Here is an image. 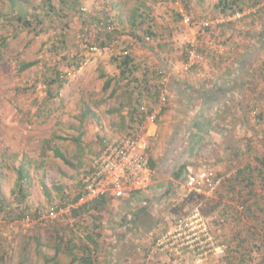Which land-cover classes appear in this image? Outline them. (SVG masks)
Here are the masks:
<instances>
[{
    "label": "rangeland",
    "instance_id": "rangeland-1",
    "mask_svg": "<svg viewBox=\"0 0 264 264\" xmlns=\"http://www.w3.org/2000/svg\"><path fill=\"white\" fill-rule=\"evenodd\" d=\"M185 1L51 0L56 11L50 12L46 0H21L32 26H14L8 17H0V256H4L0 264H19L23 253L24 264H85L81 250L73 246L79 244L83 227V239L88 231L90 234L88 226L96 217L102 221L97 232H92L100 247L96 264H105L104 252L115 249L116 253L121 245L139 255L145 254L142 264H167L161 258L165 254L157 246L158 238L167 232L162 228L139 240L126 237L119 245L116 237L120 240L125 230L118 226L117 233H113V219L119 218L113 208H104L96 216L84 213L77 220L67 217L70 212L51 218L48 211L74 200L80 191L81 172L101 148L103 138H116L130 131V111L138 104V98L139 103L151 102V107L164 106L160 97L167 82L163 79L168 76L162 61L168 62L170 55H184L191 64L202 61V56L205 60L202 49L206 42L222 51L214 55L216 65L237 62L235 56L227 61L225 56L230 48L219 47V43H229L232 49L231 42L238 39L242 41L237 46L240 52L258 49V33L264 32V0H255L258 3L252 5L253 0L233 15L220 14L219 18L215 14L206 19L198 18L197 10L206 8L207 3L212 9L220 0H190L189 9ZM8 5V0H0L3 15H8ZM134 16L138 18L137 24H132ZM221 17L223 20H217ZM210 25L211 29H207ZM147 29L153 34H148ZM191 43L196 45L200 58L189 57L187 47ZM126 54L132 56L137 70L124 78L119 65ZM261 57L252 62L251 76L245 82V118L251 130L248 135L246 131L241 134V144L249 149L232 168L236 176L227 179L219 193L208 198L188 200L186 189L183 200L171 208L175 226L177 218L198 206L212 235L226 248L201 263L189 255L175 264H264V176H256L248 183L244 178L240 180L239 175L245 163L255 168L253 172L257 174L259 160L264 159V120L259 118L260 113L264 114ZM26 62L34 64L23 70ZM54 77L59 81L49 85ZM134 77L137 82L132 80ZM150 77L157 81L148 83ZM150 150L151 143L149 154ZM58 151L70 162L58 156ZM21 163L30 175L26 204L33 220L29 223L26 217H9L23 207L16 198L18 191L14 193ZM249 192L251 199L247 198ZM77 222L80 228L73 224ZM150 224L154 228L152 220ZM110 233L117 236L111 239ZM35 235L41 244L34 239ZM57 245L61 246L58 253Z\"/></svg>",
    "mask_w": 264,
    "mask_h": 264
},
{
    "label": "crops",
    "instance_id": "crops-1",
    "mask_svg": "<svg viewBox=\"0 0 264 264\" xmlns=\"http://www.w3.org/2000/svg\"><path fill=\"white\" fill-rule=\"evenodd\" d=\"M210 5L207 3L206 8L203 6L201 10H197V17L206 19L216 14L220 18V14L223 15L218 4L212 9ZM211 26L213 25L206 28L211 29ZM258 36L261 43L256 51L240 52L237 46L242 41L234 39L235 37L233 38L235 41L231 42L234 51L229 43L218 42L219 47L228 45L230 49L225 57L227 61L236 57L237 62L234 63L229 61L216 65L214 55L222 51L213 48L210 42H206L202 49L205 60L202 56V61L191 64L184 55H170L167 58L168 62L162 61L168 76V79L167 77L163 79V82L164 80L167 82L163 85L166 87L160 97L164 106L151 107L150 102V108L160 110H156L159 115L155 123L147 121L146 124L150 133L149 161L155 173L154 183L145 190L134 191L123 198H98L91 207L93 216L101 213L104 208H113L118 213L119 218L116 219L115 216L114 219L108 220L110 222L113 219L111 225L113 231H116L118 226L125 230L120 240L117 235H112L117 231L110 233L111 239L116 237L119 245L126 237L129 239L133 236L139 240V237L151 234L155 232L154 230L162 228L169 232L174 227L175 219L173 220L171 208L173 204L183 200L186 193L185 181L190 171L209 169L216 175L226 174L231 172L242 156L244 157L249 146L245 148L241 144L243 140L241 134L246 131L245 135H248L251 130L245 118L247 116L244 100L247 89L245 82L251 76L249 72L252 62L261 56L264 58V47L260 49V46H264V32L258 33ZM156 81L155 77L148 79V83ZM157 93L159 96L160 91ZM261 161L262 159L259 160L257 174L254 173L255 168L248 163L242 165L239 169L240 180L244 178L249 183L253 182L256 176H264V170L260 167ZM251 169L254 172L250 171ZM250 192L254 193L255 190L251 189ZM250 192L247 195L248 199L252 197ZM115 220L118 223H115ZM151 220L154 228L150 224ZM98 224H102V221L95 218L92 226H88L90 233L97 232ZM114 251L115 249L104 252V256L107 257L105 264H142L146 256L126 249L124 245H121V248L117 247L116 253ZM160 252L165 254H162L164 257L161 258L167 264L182 262L187 256H193L191 253L184 254L183 258H175L167 251ZM110 254H113V258ZM94 259L97 262L98 255Z\"/></svg>",
    "mask_w": 264,
    "mask_h": 264
},
{
    "label": "built area",
    "instance_id": "built-area-1",
    "mask_svg": "<svg viewBox=\"0 0 264 264\" xmlns=\"http://www.w3.org/2000/svg\"><path fill=\"white\" fill-rule=\"evenodd\" d=\"M196 51L194 43L188 45L189 57L200 58ZM143 110L146 112L144 123L122 136L103 141L100 150L81 172L79 198L64 205H56L48 211L49 217L58 218L80 206L92 207L93 202L101 197L123 198L153 185L155 173L149 163L150 133L146 124L147 121L155 123L159 113L155 110L149 111L144 106ZM234 175V171L222 175H216L209 169L190 171L185 188L189 193L208 198ZM240 208L242 209V206ZM32 220L30 215L25 218L27 223ZM218 242L219 239L211 233L207 218L196 206L187 215L177 218L174 228L158 238L157 246L176 258H183L184 254L192 253L196 263H201L225 250L226 244Z\"/></svg>",
    "mask_w": 264,
    "mask_h": 264
},
{
    "label": "trees",
    "instance_id": "trees-1",
    "mask_svg": "<svg viewBox=\"0 0 264 264\" xmlns=\"http://www.w3.org/2000/svg\"><path fill=\"white\" fill-rule=\"evenodd\" d=\"M48 1V5H49V10L50 12H55L56 11V7L54 5H52L50 3L51 0H46ZM185 1V0H184ZM190 0H187L185 1V5L186 7L189 9V2ZM9 2V5H8V8H9V13L8 15H3L4 13L0 12V17H8V21L11 22V24H13L14 26H18L19 27H30L33 25V22L29 19L28 17V14L29 12L26 10V7L24 5H22L21 3V0H8ZM26 2V1H25ZM253 3V0H220L219 3H218V8L221 9V13H223V15H228V14H235L237 11L240 12V11H243V7H245L247 4L248 5H251ZM258 3V1H255L254 0V3L252 5H256ZM142 15V13H141ZM35 18L37 19H40V15L38 14H35ZM138 18H136L135 16L132 18V24H137L138 21H137ZM18 24V25H17ZM147 33L148 34H153V32L150 30V29H147ZM113 36V34L111 35V37ZM121 64L119 65L122 69H121V74L122 76L125 78L126 76L129 77L131 75L134 74V72L137 70V66L136 64H133V59H132V56L129 55V54H126L124 56H122V60H121ZM34 64V62H26V63H23L22 65V69H27L29 68L30 66H32ZM78 66V64H77ZM57 74L59 73V71L56 72ZM55 73V74H56ZM54 74V75H55ZM61 80V79H60ZM133 81L137 82L138 81V78L137 77H134L132 78ZM59 81V78H53V79H50L48 81V84L49 85H52V84H55L56 82ZM144 83L147 82L146 79L143 80ZM107 84H105V86H107ZM147 85V84H146ZM61 87V85H59ZM138 87L136 86L135 87V91ZM146 91V90H144ZM142 91H139V94H141ZM150 98L152 99L153 96L151 95ZM154 99V98H153ZM136 107L133 106L132 107V110L130 111V131H132L134 128H136L137 126L141 125L142 123L145 122V119H146V112L143 110V106H145L146 108L149 109V111H153L154 109L153 108H150L149 106L150 105H147V103H139V98L137 99L136 101ZM259 118L260 120H264V114L263 113H260L259 114ZM104 139V138H103ZM149 153V151H148ZM58 156H60L65 162L69 163L70 161L65 157V155H63L60 151H58ZM149 157V155H148ZM150 160V159H149ZM261 160V159H260ZM150 163V161H149ZM71 164V163H70ZM261 164H262V167H264V159H262L261 161ZM250 169V167H249ZM250 171L253 172V170L251 169ZM249 171V172H250ZM17 172H18V175L16 177V185H15V188L14 189V193L16 192V190L18 191L17 192V195H16V198L18 199V202L23 205V207H21L19 209V213L16 214V215H10L9 214V217L10 219H16V220H19V219H23L25 218L27 215H28V205L26 204L27 203V198H28V193L29 191L27 190V188L29 187V180H30V175L29 173L27 172V170L25 169L24 167V164L21 163L19 165V167L17 168ZM1 174V173H0ZM239 175H241L239 173ZM80 184V183H79ZM80 186V185H79ZM79 189H81L79 187ZM187 198L188 200H191V199H196L198 197H201V195H196L195 193H187ZM0 197H2V192H1V186H0ZM79 198V195L76 194L75 195V198L74 200H77ZM67 201L64 200V203H66ZM64 205V204H63ZM91 206L87 207V206H83V207H79V208H76V209H73L69 215H67V217H73V218H76L79 219L84 213H91V209L90 208ZM0 209H3V207H0ZM5 212H8V209L5 210ZM31 214V213H30ZM33 215V214H32ZM39 215V212L37 213V216ZM8 216V215H6ZM62 217H64L62 215ZM66 218V216H65ZM97 218V217H96ZM74 225L77 224V228L79 227L80 228V224L77 222V223H73ZM101 225L98 224V228L100 227ZM69 228H71L70 225H68ZM73 231L75 230L74 228H71ZM86 231V228L83 227L82 231H80L81 233L79 234V236L81 237H78V241H79V244L78 245H74L73 247H79V249L81 250L82 252V257L81 259L83 260V263L85 264H96V259H94L96 257V255H98V250H99V246H98V242L96 241L95 236L90 233L88 234H85L87 237L86 239H83V234L82 232H85ZM86 233V232H85ZM34 239L37 240L39 243V236H34ZM93 242L96 246L93 247L91 242ZM41 244V243H40ZM58 247V250H57V253L58 251L60 250V245H57ZM96 254V255H95ZM22 256L24 257L23 260H21L19 262V264H24V261L26 260V256L24 255V253L22 254ZM0 258H4V256H0ZM51 260V259H50Z\"/></svg>",
    "mask_w": 264,
    "mask_h": 264
},
{
    "label": "clouds",
    "instance_id": "clouds-1",
    "mask_svg": "<svg viewBox=\"0 0 264 264\" xmlns=\"http://www.w3.org/2000/svg\"><path fill=\"white\" fill-rule=\"evenodd\" d=\"M107 139H108V138H107ZM109 139H110V138H109ZM104 140H105V139H104ZM104 140H103V141H104ZM102 144H103V143H102ZM99 150H100V149H99Z\"/></svg>",
    "mask_w": 264,
    "mask_h": 264
}]
</instances>
